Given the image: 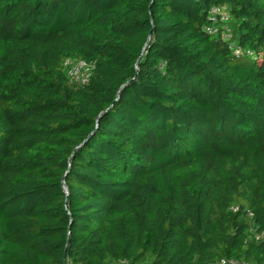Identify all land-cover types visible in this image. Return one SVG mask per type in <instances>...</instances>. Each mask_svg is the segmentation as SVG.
<instances>
[{"label":"trees","instance_id":"1","mask_svg":"<svg viewBox=\"0 0 264 264\" xmlns=\"http://www.w3.org/2000/svg\"><path fill=\"white\" fill-rule=\"evenodd\" d=\"M263 231L264 0H0V264H264Z\"/></svg>","mask_w":264,"mask_h":264},{"label":"built area","instance_id":"2","mask_svg":"<svg viewBox=\"0 0 264 264\" xmlns=\"http://www.w3.org/2000/svg\"><path fill=\"white\" fill-rule=\"evenodd\" d=\"M210 23L205 26V31L210 36H221L227 43L230 51L236 57H253L254 53L250 50L243 49L237 45V42L233 38L232 27L229 23L230 16L224 5L212 6L208 11ZM64 67L68 73L70 80L79 84H85L88 81V71H90L89 65L81 60L66 59ZM256 239L264 238L263 232H254ZM223 264L225 262H222ZM64 264H71L66 262ZM112 264H124V261L112 263Z\"/></svg>","mask_w":264,"mask_h":264},{"label":"rangeland","instance_id":"3","mask_svg":"<svg viewBox=\"0 0 264 264\" xmlns=\"http://www.w3.org/2000/svg\"><path fill=\"white\" fill-rule=\"evenodd\" d=\"M68 74V73H67ZM89 75H90V71H88V77H89Z\"/></svg>","mask_w":264,"mask_h":264}]
</instances>
